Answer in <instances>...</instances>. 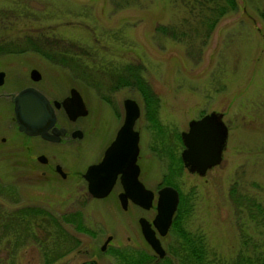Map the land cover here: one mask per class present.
Instances as JSON below:
<instances>
[{
    "label": "rangeland",
    "instance_id": "1",
    "mask_svg": "<svg viewBox=\"0 0 264 264\" xmlns=\"http://www.w3.org/2000/svg\"><path fill=\"white\" fill-rule=\"evenodd\" d=\"M235 3L215 15L211 0H0L7 90L15 91L33 68L43 72V86L53 95L69 80L97 116V130L77 146L35 137L27 146L5 110L0 264H79L87 258L122 264V254L151 253L136 222L148 210L131 203L122 209L114 194L92 197L74 173L66 180L41 175L29 161L44 153L65 169L82 171L120 123L124 97L139 106L133 127L141 179L151 189L177 190L180 225L202 238L206 255L226 262L239 250L264 247V0ZM136 73L151 92L150 107L134 84ZM209 111L221 115L226 138L220 161L199 175L176 163L179 132ZM24 208L47 211L59 225L40 213L25 218L18 211ZM75 210L86 231L58 218ZM162 241L164 256L180 263V235L169 227Z\"/></svg>",
    "mask_w": 264,
    "mask_h": 264
},
{
    "label": "water",
    "instance_id": "2",
    "mask_svg": "<svg viewBox=\"0 0 264 264\" xmlns=\"http://www.w3.org/2000/svg\"><path fill=\"white\" fill-rule=\"evenodd\" d=\"M37 73L36 69L31 68L30 76L33 79L37 77ZM77 97V94H73V106L65 107L69 114L72 113L71 108L73 109L72 116L84 112L80 98ZM122 106V123L103 150L101 159L89 164L83 176L87 181L86 187L90 195L102 197L107 194L116 174L119 173L123 187V191L117 195L120 206L124 208L128 199L143 208H148L152 202L153 192L137 177L138 131L133 128V123L139 114V106L136 100L130 97L122 99ZM13 108L19 129L29 134L39 133L43 137L53 138L46 134L49 123H43L46 118L52 122L51 108L46 97L38 90L31 86L18 90L13 96ZM179 137L183 145L179 153L182 165L189 172L203 175L221 159L226 126L219 113L209 111L188 120L187 128L179 132ZM177 201V190L171 185H162L156 190L155 214L151 221L160 234L166 232ZM138 222L146 242L158 257L163 256L164 250L147 220L139 216ZM110 237L111 235H107L104 238L100 249H103ZM91 263L96 264L93 260Z\"/></svg>",
    "mask_w": 264,
    "mask_h": 264
},
{
    "label": "flooded vegetation",
    "instance_id": "3",
    "mask_svg": "<svg viewBox=\"0 0 264 264\" xmlns=\"http://www.w3.org/2000/svg\"><path fill=\"white\" fill-rule=\"evenodd\" d=\"M30 70H31V68L28 70V73H27L28 79H26V81L24 80L23 83H21L20 86L15 91L10 93L7 90V88H8L7 85L5 84L6 83L5 77L7 74V70H6L5 66L0 67V72H1L0 73V124H1V119H2L1 117L4 116V113L6 110L7 115L9 116L10 122L14 125V128L20 134H22V136L24 137V139L22 141H24L26 143L25 145H27V146L30 145L27 142L28 138L29 137H35L40 142L66 143V145L68 147L72 148L74 145L77 146L78 142H83V140H86L90 134L92 135L93 132H95L97 130L96 129L97 116L95 114L94 108L89 105V102L78 91V89L72 85V83L69 80H64V85H63L62 91L60 93H57L58 95H53V93H51L50 90H48L47 88H45L43 86V80H44L43 72L38 70L37 71L38 72L37 77L35 79H33L30 76ZM53 77L55 78V76H53ZM50 81L52 83L58 82L57 79H50ZM60 81H61V79H60ZM28 86H31V87L35 88L36 90H38L40 93H42L46 97V99L50 105L51 114L53 115V120H52V122H50L48 120V118H46L43 120V123H49V125L46 128V134L52 136L53 138H51V139L47 138V137H43L39 133L29 134V133L23 131L22 129L18 128V123L16 121L14 108H13V96L18 90H20L24 87H28ZM50 86H51V84H50ZM73 94L78 95L77 98H80V102L82 103V109L84 110L83 113L76 114L75 116H72V113H73L72 108H71V110H72L71 114H69L67 112V110L65 109L66 105L68 107L73 106L72 105L73 104V98H72ZM115 117H116V115H115ZM122 119H123V107H122V115H121L120 123L118 124L117 127H115V129H114L113 133L110 135L109 139H107L105 145L102 147V149L100 151V154L97 157H95L93 160H91L90 162H87L84 165V168L82 169V171L78 170V168H75L73 170L72 169H65L63 164L60 163L61 161L59 162L58 160H56L57 158L54 155L48 157L44 153H36V154L32 155L31 156L32 159L29 161L33 162V164H30V165L32 167H35V168L40 166V168H42L40 170L41 175H44V174L49 172L55 176L60 177L61 180H66L67 178H69V175H72L74 173L76 176H78L79 178H81L83 180V182L85 184V188L87 190V187H86L87 181L84 178L83 173L85 172V170L89 164L96 163L101 159V156L103 154V150L109 144V142L113 139L117 128L122 123ZM5 137H6V135L0 134V145L5 144V140H6ZM39 155H41V156H39ZM137 158H138V155L136 157V163L138 165L137 177L142 182V184L146 188H148L140 177V166L137 162ZM27 163H28V160H25L23 164H27ZM159 187L160 186L156 187L155 189L149 188L153 192V198H152L151 205L148 208H143V207L139 206L138 204L133 203L132 201H130L128 199L125 202L124 208H122L121 206L120 207L122 209H126L128 204L131 203L137 208H141L143 210H148L150 212V214H147V215L140 214L136 218V222L138 225L140 235L144 239L142 232H141V229H140V224L138 222V217L142 216L147 220L150 228L154 231V234L157 237L160 246L163 248L164 255H165L166 249L164 247V242L162 241V237L167 233L168 228L171 227V221L168 224L166 232L163 234L159 233L158 228L156 226H154L153 222L151 221L154 214H155L156 190ZM122 191H123V187H122L121 182L119 180V173H117L113 182H112V185H111L109 191L103 197H106L109 194H114L113 197L119 203L117 195H118V193H120ZM87 192H88V190H87ZM97 198H99V197H97ZM119 205H120V203H119ZM144 242L147 245V247L150 249L151 253H149V254L151 256L155 257V259H158L157 254L153 251V249L150 247V245L146 242L145 239H144ZM91 260H93L96 264H98L94 258H87L85 260L80 261L79 264H92Z\"/></svg>",
    "mask_w": 264,
    "mask_h": 264
},
{
    "label": "trees",
    "instance_id": "4",
    "mask_svg": "<svg viewBox=\"0 0 264 264\" xmlns=\"http://www.w3.org/2000/svg\"><path fill=\"white\" fill-rule=\"evenodd\" d=\"M211 1H212V4L210 6V10H213L215 15H218L226 11L228 8H234L236 6L235 0H211ZM132 78H134V84L137 85L142 98H144V101L150 107V103H151L150 93L151 92L149 88L146 87V85L144 84L143 78L138 73L134 74ZM152 114H153V110L151 109V114H150L151 117H152ZM154 114H155V111H154ZM152 120H153V117H152ZM180 161L181 160L178 157V159L176 160V163L180 165L181 164ZM18 211H20V215L25 218H27L28 216H35L37 213L47 215L51 218V220L53 221L55 225H59L58 224L59 222L57 221L58 219L56 217H54L53 215H51L50 213L42 209L24 208V209H19ZM79 214L80 212L78 210H75L69 213H60L58 218L66 222L73 223V226L76 230L86 231V228H84V226H82L81 224V219H80ZM181 214L182 213L179 212V203H178V205L176 206L175 212L172 216V219H171V228L178 235H180L181 240H183V243H184V245L182 243V246H181L184 252L180 254L181 255L180 263L178 264H264V247L262 249L253 248L252 249L253 251L250 252L249 254L239 250L231 258H229L228 260H225L226 262L224 261L217 262L216 260L209 258L206 255V252L204 250L202 238L200 236L190 235L188 232H186L181 227L180 225V219L182 217ZM74 243H76V239H74ZM182 248H180V250H182ZM118 253L120 254V252ZM140 254L141 255H137V256L136 255L134 256L128 253L122 254L124 257L122 264H173L172 262H170V260L166 256L155 259V257L147 254L144 251H140ZM114 264H120V263L116 262Z\"/></svg>",
    "mask_w": 264,
    "mask_h": 264
}]
</instances>
